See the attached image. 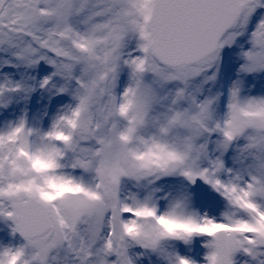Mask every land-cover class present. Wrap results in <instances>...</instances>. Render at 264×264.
Listing matches in <instances>:
<instances>
[{"label":"snow or ice","instance_id":"snow-or-ice-1","mask_svg":"<svg viewBox=\"0 0 264 264\" xmlns=\"http://www.w3.org/2000/svg\"><path fill=\"white\" fill-rule=\"evenodd\" d=\"M0 264H264V0H0Z\"/></svg>","mask_w":264,"mask_h":264}]
</instances>
